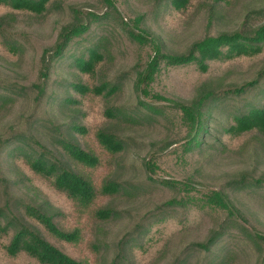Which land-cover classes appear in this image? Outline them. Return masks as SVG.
I'll return each mask as SVG.
<instances>
[{
  "label": "trees",
  "instance_id": "16d2710c",
  "mask_svg": "<svg viewBox=\"0 0 264 264\" xmlns=\"http://www.w3.org/2000/svg\"><path fill=\"white\" fill-rule=\"evenodd\" d=\"M67 1L0 0V250L36 264H84L66 249L79 243L80 228H64L47 199L36 202L38 186L61 202L60 215L85 211L78 218L86 224L118 217L115 200L166 189L169 196L134 214L110 261L98 264L156 263L174 232L204 217L213 226L203 239L163 264H188L191 248L203 254L198 264H228L239 237L263 261L264 234L231 192L264 202V0ZM61 14L66 20L41 49L34 79L7 77V62L16 67L29 51L19 21ZM59 63L71 75L54 81ZM154 125L161 139L131 132ZM229 151L245 154L246 167L218 179L211 170Z\"/></svg>",
  "mask_w": 264,
  "mask_h": 264
},
{
  "label": "rangeland",
  "instance_id": "374dc122",
  "mask_svg": "<svg viewBox=\"0 0 264 264\" xmlns=\"http://www.w3.org/2000/svg\"><path fill=\"white\" fill-rule=\"evenodd\" d=\"M83 1L84 0H68L67 2L82 3ZM61 15V17L52 15L48 17V19L42 24H33L31 20L26 19H21L19 21L18 28L20 30L28 32L31 36L29 51L20 61L18 66L15 67V64L7 62L6 66H9L11 68V73L6 72L7 77L18 80L20 84H28L34 79L35 70L37 67V59L41 49L48 44L50 45V43L54 40L56 28H58L57 24L62 23L66 20V15ZM158 23L161 24L160 22ZM184 39L185 38H181V40H179V42L177 43L178 48L186 42L184 41ZM129 62L130 59L120 60V64L118 63L116 68L125 67ZM12 70H14L15 72H12ZM178 72L179 70H176L175 72H172L171 75L175 76ZM65 74L68 76L71 75L69 67L65 63H59L57 65L56 71L52 74V78L55 81ZM89 82L93 83L91 78L89 79ZM50 87L51 89L57 88L60 92H62V87H56L55 83L51 82ZM262 87H264V83L262 84ZM173 89L177 90L176 93H179L181 95H185L189 90L188 88V90H184L183 92H181L178 87H173ZM126 90L127 89H125V92L123 91L120 95V101L128 98L129 92ZM257 93L261 94L262 92L258 91ZM257 95L258 94H255L253 97H255L256 99ZM88 103L92 113H97L98 110L94 105L96 102L94 101L93 96L89 98ZM92 123H96V121L92 120ZM4 126L5 122L3 120V117H0V132L1 129H4ZM131 132H133L137 138L145 142L149 141L151 138L161 139L164 136V134L161 132V129L155 125L143 127L137 133L134 130H132ZM262 160H264V158H262ZM246 161L247 158L245 154L237 155V153L229 151L228 154L218 157L217 164L215 165V170H211V168L209 170H211V172H213V174L217 176L218 179H220V176H224L226 174L231 175L233 174L232 172L244 169L246 166L243 167V164H245ZM123 162L128 163V159L123 158ZM259 163L261 164V162ZM259 170H264V162L259 167ZM124 173L125 168L124 170H120L117 175L121 176ZM257 173H259V171H257ZM36 190L38 191V197H35L36 202L40 204L47 199L48 211L54 213L55 211H57L55 217L58 221L62 220L61 222L62 225H64V228H80L82 232L81 240L79 241V243L74 244L71 250H69L70 248L66 249H68L69 254L74 255L75 257H79L84 264H98L102 261H110L114 254V245L118 241V238H120L122 234L126 230H128L135 222L136 216L134 214H136L140 210L146 209L148 206H152V204L154 203L160 202L161 200L165 199V197L167 198V196H169L167 190L162 189L160 190L162 193L155 192L149 198L143 197L140 198L139 201L131 202L125 199L118 201L115 200L113 201L114 205L118 210L121 211L119 212L118 217L106 221L105 223L99 222V220L94 221L92 218H90V224H86L87 218L84 220V222L82 219L78 218V215H84L86 213L85 211H82L78 208L79 210L75 215H68L67 213H65L64 215H60V211H62L61 202L55 201L50 197L47 198L44 194L46 192H40L41 189L39 186ZM31 195L32 193L30 192L28 194V197H31ZM231 195H233L235 204L241 209V211H243L244 215L248 216L250 222L255 225L260 233L264 234V202H262L259 198H256V201H249L246 194L244 192H241L240 190L231 192ZM105 201L106 200H104L102 203H110L111 199L107 200V202ZM176 216H178V214H176ZM189 226L190 227H188L187 231L179 229L176 231V233L174 232V235L176 234V237L172 240V244H169V246L166 248L161 247L162 252L159 251L157 255L158 262L154 263L153 261L151 264H163L169 262L170 259L174 258V256L178 252V249H180L182 246L189 244L190 242L202 240L207 230H209L213 225L208 217H204L202 220H199L198 224L192 225L190 223ZM1 241L4 243V240ZM233 242H235V244L230 248V254L233 257H231V260H229L228 264H264V260L261 261V257L259 258L257 252L245 240L241 239V237L236 238V240H234ZM95 245L98 249L95 248ZM226 245H228L227 242L223 244V246ZM188 253H190L189 255H191V258L189 260L187 259L188 264H198L200 259H203V254L200 250H194L193 248H191ZM215 253L217 254V252ZM213 255L214 253L208 256L205 259V262H207L208 259ZM0 264L36 263L23 256L11 258L7 256L4 251L0 250Z\"/></svg>",
  "mask_w": 264,
  "mask_h": 264
}]
</instances>
